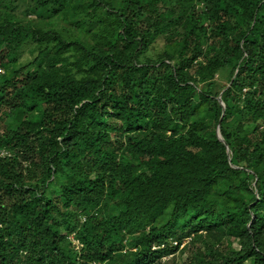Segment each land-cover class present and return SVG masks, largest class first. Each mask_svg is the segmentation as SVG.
Returning a JSON list of instances; mask_svg holds the SVG:
<instances>
[{"label": "trees", "instance_id": "trees-1", "mask_svg": "<svg viewBox=\"0 0 264 264\" xmlns=\"http://www.w3.org/2000/svg\"><path fill=\"white\" fill-rule=\"evenodd\" d=\"M0 264H264V0H0Z\"/></svg>", "mask_w": 264, "mask_h": 264}, {"label": "rangeland", "instance_id": "rangeland-1", "mask_svg": "<svg viewBox=\"0 0 264 264\" xmlns=\"http://www.w3.org/2000/svg\"><path fill=\"white\" fill-rule=\"evenodd\" d=\"M158 47L159 48L163 47V43L161 41L158 43ZM33 59H34V55H32L29 51L26 50L24 53V58H23L22 62H30ZM234 246L238 247V243H235ZM187 256H188L187 254L186 255L179 254V255H177V258L181 261H184V260H186Z\"/></svg>", "mask_w": 264, "mask_h": 264}, {"label": "water", "instance_id": "water-1", "mask_svg": "<svg viewBox=\"0 0 264 264\" xmlns=\"http://www.w3.org/2000/svg\"><path fill=\"white\" fill-rule=\"evenodd\" d=\"M219 101H220V103L223 105V107L225 108V104H224V102H223V100H222V95H221V97L219 98ZM217 134H218V138H219V140L222 141V142L225 144V141L223 140V137H222V134H221V127H220V124L218 125ZM228 150H229V148H228Z\"/></svg>", "mask_w": 264, "mask_h": 264}, {"label": "built area", "instance_id": "built-area-1", "mask_svg": "<svg viewBox=\"0 0 264 264\" xmlns=\"http://www.w3.org/2000/svg\"><path fill=\"white\" fill-rule=\"evenodd\" d=\"M2 72V71H1ZM76 244H78V243H76Z\"/></svg>", "mask_w": 264, "mask_h": 264}]
</instances>
